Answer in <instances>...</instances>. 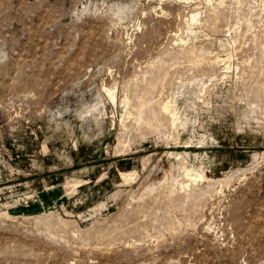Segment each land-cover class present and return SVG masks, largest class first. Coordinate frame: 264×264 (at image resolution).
Returning <instances> with one entry per match:
<instances>
[{"label": "rangeland", "instance_id": "374dc122", "mask_svg": "<svg viewBox=\"0 0 264 264\" xmlns=\"http://www.w3.org/2000/svg\"><path fill=\"white\" fill-rule=\"evenodd\" d=\"M0 264H264V0H0Z\"/></svg>", "mask_w": 264, "mask_h": 264}, {"label": "bare ground", "instance_id": "6f19581e", "mask_svg": "<svg viewBox=\"0 0 264 264\" xmlns=\"http://www.w3.org/2000/svg\"><path fill=\"white\" fill-rule=\"evenodd\" d=\"M240 4V3H239ZM197 16H198V13H193V14H191L190 15V20L192 21V22H195L196 20H198L197 19ZM216 58V57H215ZM218 59V58H217ZM216 59V60H217ZM111 99H112V101H115V96L112 94L111 95ZM126 101V100H125ZM172 103V102H171ZM170 102H165V103H163L162 105H161V109L163 110V112H165V113H169V115H171V124L172 123H175L174 122V119H175V114H176V110H175V107H174V105H172ZM139 112V111H138ZM139 119V118H138ZM141 119V118H140ZM174 126V125H173ZM120 144H121V142H120ZM171 154V153H170ZM135 171V170H134ZM190 171V170H189ZM125 173V172H124ZM124 173H120L122 176H126ZM135 173V172H134ZM187 173V172H186ZM134 175V174H133ZM201 175V174H200ZM197 176H199V175H197ZM189 177V176H188ZM194 177V176H193ZM203 177V176H202ZM127 178V177H126ZM199 178V177H198ZM127 181H129V180H127ZM131 181V180H130Z\"/></svg>", "mask_w": 264, "mask_h": 264}]
</instances>
